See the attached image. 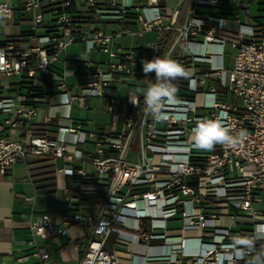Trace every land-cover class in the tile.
Here are the masks:
<instances>
[{
	"label": "built area",
	"instance_id": "1",
	"mask_svg": "<svg viewBox=\"0 0 264 264\" xmlns=\"http://www.w3.org/2000/svg\"><path fill=\"white\" fill-rule=\"evenodd\" d=\"M77 1L85 7V17L71 14ZM218 3L21 0L20 15L30 24L27 35L34 42L21 45L19 36L0 45V78L23 76L39 84L47 77L59 101H51L53 93L2 97L0 111L9 114L4 126L32 120L46 100L58 112H45L43 128L26 143L0 135V174L28 155L50 159L63 179L58 201L69 210L57 219L43 211L30 224L32 234L43 240L31 241L35 264H48V239L65 234L70 225L85 239L78 264H119L116 251L105 243L116 232L115 242L126 244L122 230L148 248L160 249L146 254L145 264H244L264 258V34L256 36L246 25L234 37L221 34L226 17L201 8ZM234 4L246 7L247 0ZM14 10L13 0H0V19H10ZM45 14L52 20L37 34ZM107 15L119 22L132 15L141 25L138 33L154 31L157 38L147 47L112 50L115 34L91 25ZM78 41L85 42L86 50L107 53L108 60L74 56L75 65H59L66 47ZM226 44L234 49L229 67L223 60ZM157 56L185 69L171 82L174 97L164 101L158 116L145 109L143 95L155 74L146 77L135 68L138 60ZM68 76L75 83H68ZM120 85L126 88L123 97ZM18 86L0 82L3 91ZM92 97L107 100V129L85 130L86 120L71 116L74 105L89 110ZM203 120H218L233 142L211 150L196 147L192 130ZM58 159L61 166L55 165ZM94 206L95 213L83 211ZM171 219L182 224L169 227Z\"/></svg>",
	"mask_w": 264,
	"mask_h": 264
},
{
	"label": "crops",
	"instance_id": "2",
	"mask_svg": "<svg viewBox=\"0 0 264 264\" xmlns=\"http://www.w3.org/2000/svg\"><path fill=\"white\" fill-rule=\"evenodd\" d=\"M119 1L126 6L135 4V0ZM236 1L242 0H223L217 5L206 7L202 6L201 8L203 11L209 13L218 12L226 17L227 27L221 30L220 33L227 37H234L236 34V30L240 25L252 26L255 31V35H261L262 31H264V0H247L246 7L235 5L234 3ZM13 4L15 6V10L12 17L10 19H0V24L11 23L15 26H18L19 29L16 34L8 35L5 38L0 39V41L20 36L21 39L18 42L21 45L34 42L30 40L27 35L31 29L30 24L20 15L21 0H13ZM70 12L76 17L86 16L85 7L81 5L79 1L75 2L71 6ZM44 19L45 23L43 24V26H41V28L44 29L42 33L47 30L46 25L49 21L52 20V17L49 14H45ZM50 24L51 22L49 23V25ZM91 25L93 28H100L108 33L115 34L110 40V48L115 51L127 50L130 48L147 47L157 38V34L154 31L138 33L141 30V25L135 21L132 15H129L124 21L121 22L107 15L105 17L96 18V21L91 23ZM22 26H25L27 28H22ZM145 34H150V37L148 38L149 40L145 43H142L143 46H140V39ZM116 37H119L120 40L116 41L114 39ZM198 39H200V36H198ZM72 44H74V42L69 44L66 47L65 51L60 55V60L58 62L59 65H75L77 62L73 60L74 56H84L87 59L96 62L94 56H92V51L94 49L86 50L84 53H82V55H78V53L74 52V49L78 45ZM227 46L229 45L226 44L224 47L223 60L224 65L226 67H229L232 64L234 49L229 46L233 50V54H231L226 50ZM135 68L142 69V60H138L136 62ZM10 77H15L14 80L8 82L10 86L19 84L21 77ZM120 86H118V95L120 97H123L126 94V88L122 85ZM23 92L24 90L21 89L20 84L18 87H11L8 91H3L0 88V98H14L17 93ZM54 95H56V97H54ZM100 98L104 99L107 105L106 98ZM50 99L53 103H57L59 101V97L56 93H53ZM91 99L89 101V105H91ZM48 102L49 101L46 100V102L39 103L36 116L33 117L32 120L25 122L15 128H8L4 126V119L9 116V114L0 111V135L7 136L11 139L21 140L22 142L26 143L31 136H33L43 128L42 118L45 112L50 110H54L56 111V113L58 112V108H51ZM101 111L104 115H106V119L108 120H106L105 122H96L95 124H93L94 128H91L93 129V131L108 128V114L105 112V109H101ZM82 127L85 130H88L85 122H83ZM11 131L15 132L14 136L10 135ZM37 159L39 158L28 155L24 161H19L14 164L8 173L2 174L4 176H7L8 178L13 175L14 169L17 166L24 164L28 171V175L25 176V180L30 182L31 188H29L26 184H18L16 182L17 176H13L11 178V181H7L6 186L0 183L2 185H0V264H35L37 258L32 253L34 243L31 241L34 240L37 244H41L43 243V240L38 236L32 234L30 230V224L34 222L43 211L49 212L55 219L59 218L63 213L69 212L65 205L63 203H60L58 199L56 210L54 212H52V210H46V208H44L43 206V203H37V195L40 192H43V188L41 186H38L39 184L37 182L39 181L37 180L41 178H47L49 176L47 173L48 169H45L44 165L46 163H52L53 167L51 169H54L55 171L53 161L47 158H40V161H37ZM55 165H58L57 160L55 161ZM84 167L88 171L92 170L89 163H85ZM50 176H56V173H51ZM54 182L56 189L55 193H57V191L59 193V186L61 184H57L55 177ZM83 211H90L95 213L97 211V207L94 206L90 210L83 209ZM181 224L182 221L180 219H171L167 222V225L169 227H179ZM119 234L123 238L127 239L126 244H118L115 242V237L117 235L116 232H112L105 243L106 249H108L109 251H116L119 264H145L144 256L146 254L158 253L160 251V249L155 245L148 248L144 244L136 241L135 235L132 232L122 230ZM48 241L50 255L48 264H78L79 257L85 244V239L82 237L77 226H68L65 234L52 237L48 239ZM75 244L77 246H75ZM154 264L164 263L160 262ZM244 264H264V258L255 260L246 259Z\"/></svg>",
	"mask_w": 264,
	"mask_h": 264
},
{
	"label": "clouds",
	"instance_id": "3",
	"mask_svg": "<svg viewBox=\"0 0 264 264\" xmlns=\"http://www.w3.org/2000/svg\"><path fill=\"white\" fill-rule=\"evenodd\" d=\"M142 70L145 76L154 73V82H150L144 91L145 109L153 115H159L165 100L171 101L174 97L172 81L185 74V69L175 60L164 56L154 57L151 60H142ZM133 104H138L131 100ZM192 140L196 147L211 150L215 145H230L233 138L228 130L218 120H203L197 123L192 130Z\"/></svg>",
	"mask_w": 264,
	"mask_h": 264
},
{
	"label": "rangeland",
	"instance_id": "4",
	"mask_svg": "<svg viewBox=\"0 0 264 264\" xmlns=\"http://www.w3.org/2000/svg\"><path fill=\"white\" fill-rule=\"evenodd\" d=\"M243 12V10H242ZM22 28H27L25 26H22ZM19 27L18 26H15L11 23H7V24H0V39H3L5 38L6 36L8 35H13V34H16L17 31H18ZM29 29V27H28ZM44 29H42L41 27L37 28V33L40 34L43 32ZM150 37V34H145L141 39H140V46H143L142 43H145L146 41H148ZM116 41L117 40H120L119 37H116L114 38ZM74 44H77L78 46L74 49V52L78 53V55H82V53H84L86 51V46H85V42L84 41H78V42H74ZM72 44V45H74ZM229 53L233 54V50L227 46V49H226ZM92 56H94V59L96 60V62H100V63H104L108 60V55L107 53L103 52V51H100V50H93L92 51ZM226 56V55H225ZM140 74V72H138ZM137 77H140V75H136ZM19 78V77H18ZM15 77H4V78H0V82H9L11 80H14ZM67 82L68 83H75V77L74 76H68L67 77ZM121 87V86H120ZM78 91V89H77ZM54 97H56V95H54ZM227 101L228 102H232L233 101V97L232 95L229 93L228 96H227ZM105 100L100 98V97H93L91 99V105H90V109L89 110H84V109H79L78 107H76L75 105L72 107V116L74 118H78V119H85V123H86V126L88 127L87 129L88 130H93L91 128H94V125L96 122H105L107 117L106 115H104L101 111V109H105ZM119 126L121 127V123L119 124ZM11 136H14L15 135V132L14 131H11ZM57 163H58V166H61L62 163L61 161L58 159L57 160ZM88 167V166H87ZM28 175V171L25 167L24 164L22 165H19L17 166L15 169H14V173L12 176L8 177L7 176H4V175H0V183L1 184H4L5 186L7 185V181H11V178L14 176H17V180L16 182L18 184H26L29 188H31V184L29 181H26L25 180V176ZM55 179L57 181V184H62L63 183V179L60 175H56L55 176ZM0 184V185H1ZM2 186V185H1ZM58 193V191H57ZM46 194L45 192H40L38 195H37V203L41 202L43 203V206L44 208H46V210H52V212H54L56 210V204L58 203L57 202V199L59 197V193L57 194ZM44 197V198H42Z\"/></svg>",
	"mask_w": 264,
	"mask_h": 264
},
{
	"label": "trees",
	"instance_id": "5",
	"mask_svg": "<svg viewBox=\"0 0 264 264\" xmlns=\"http://www.w3.org/2000/svg\"><path fill=\"white\" fill-rule=\"evenodd\" d=\"M223 0H220V3ZM262 34H264V31H262ZM6 42L5 40L0 41V45H3ZM21 89L24 90V93L27 94L29 98H33L36 96H44V95H50L53 93V83L47 78V77H41L40 78V83L39 84H33L29 79L25 77H21V80L19 82ZM41 159H37V161H40ZM49 162V161H47ZM53 167L52 163H46L44 165L45 169L47 170L48 177L47 178H41L37 181L39 185L43 188V192L46 194H54L55 193V182H54V177L55 176H50L51 173H54V169H51ZM45 173V172H44Z\"/></svg>",
	"mask_w": 264,
	"mask_h": 264
}]
</instances>
